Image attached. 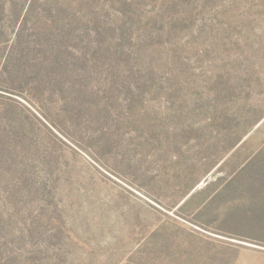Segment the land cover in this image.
Segmentation results:
<instances>
[{
  "label": "rangeland",
  "instance_id": "374dc122",
  "mask_svg": "<svg viewBox=\"0 0 264 264\" xmlns=\"http://www.w3.org/2000/svg\"><path fill=\"white\" fill-rule=\"evenodd\" d=\"M0 264H264V0H0Z\"/></svg>",
  "mask_w": 264,
  "mask_h": 264
}]
</instances>
